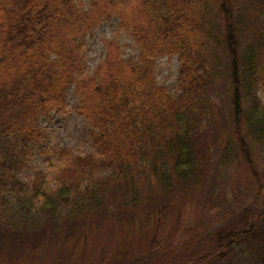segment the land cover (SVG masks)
Returning <instances> with one entry per match:
<instances>
[{
  "label": "trees",
  "instance_id": "1",
  "mask_svg": "<svg viewBox=\"0 0 264 264\" xmlns=\"http://www.w3.org/2000/svg\"><path fill=\"white\" fill-rule=\"evenodd\" d=\"M88 2L0 0V264H264V0ZM113 19L138 60L105 41L85 75ZM69 111L97 155L41 149ZM37 153L65 160L55 187L20 179Z\"/></svg>",
  "mask_w": 264,
  "mask_h": 264
},
{
  "label": "rangeland",
  "instance_id": "2",
  "mask_svg": "<svg viewBox=\"0 0 264 264\" xmlns=\"http://www.w3.org/2000/svg\"><path fill=\"white\" fill-rule=\"evenodd\" d=\"M81 1L84 2L87 9L89 6L88 0ZM117 26L118 20L113 19L110 22L104 23L85 38V75H92L97 66L105 58V41L117 39L124 51V58L137 62L139 56L138 47L127 32L117 34ZM178 68L179 62L177 58L169 60V58L164 57L157 60V81L173 95L177 94L176 81ZM260 98L264 102V92L260 94ZM77 103L78 98L75 95L74 88H72L68 93V110ZM40 126L46 130L47 134V141L42 145L41 149H66L70 150L75 156L97 155L98 153L87 133L88 125L86 120L74 112L69 111L67 114L54 112L50 117L42 118ZM65 163V160L52 154L44 156L37 153L29 167L19 177L22 181L29 182L37 172H41L46 175V181L50 184V187H55L58 183L55 175L57 167ZM98 248L101 249L102 245ZM98 248L97 250H99Z\"/></svg>",
  "mask_w": 264,
  "mask_h": 264
}]
</instances>
